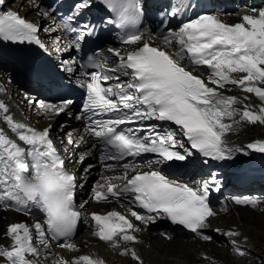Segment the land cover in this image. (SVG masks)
<instances>
[{
  "label": "snow or ice",
  "instance_id": "obj_1",
  "mask_svg": "<svg viewBox=\"0 0 264 264\" xmlns=\"http://www.w3.org/2000/svg\"><path fill=\"white\" fill-rule=\"evenodd\" d=\"M4 3L5 0H0V5ZM97 5L114 14L116 27L136 29L128 33L122 43L137 47L127 51L126 56L119 50L108 49L120 61L112 70L119 75L106 74L102 62L96 58L99 54L89 56L88 63L83 66L94 71L80 72V76L89 77V81L86 83L87 99L77 119L86 120L85 131L103 146L102 159L117 164L123 162L125 169L123 176L115 178L123 183L109 180L98 183L92 200L100 202L114 198L130 210L132 205L145 210L147 215L131 210V216L145 226L157 219H167L173 225L183 226L201 236V230L208 227V218L214 215L208 193L217 184L215 176H210L199 188L193 189L169 179L160 170L138 171L141 165L137 158L155 154L157 159L147 161L150 168L169 161H184L186 155L176 150V145L181 143L176 137L180 135L190 145L187 155L198 153L212 161L229 160L232 152L224 145L223 137L232 130V125L224 121L240 115V120L233 123L264 124V89L255 86L256 82L264 84V9H252L255 15H243L241 22L230 25L221 20L219 14L211 13L183 20L182 17L192 10L190 0H169L166 17L170 20L180 18L181 23L176 29L167 28L166 34L162 32L158 37L166 51L151 46L143 39L145 33L137 28L144 15L142 0H77L75 12L67 18L68 21ZM80 29L65 27L66 32L75 33L74 38L70 36V45L76 49L92 34L94 25L84 23ZM39 31L36 24L27 22L17 13H0V41L27 42L43 49L45 45L38 38ZM56 39L59 50V38ZM185 61L193 71L202 75L207 70L208 83L182 66ZM64 70L73 72L70 66ZM236 73L242 75L236 78L232 75ZM120 76L129 79L120 81ZM111 79L117 83L108 85ZM228 86L254 94L262 105L258 112L245 105L242 114L238 113L233 107L238 102L237 98L217 91ZM72 103L71 100H63L60 104L39 102L38 106L45 112L59 115ZM0 112L8 113L3 103H0ZM3 119L27 147L7 138L0 130V203L6 207L15 205L17 211L35 206L44 216L43 223L35 222L31 226L12 223L7 226L5 236L12 244L9 248H0V264H41L49 248L48 237L57 242L63 240V243H58L61 248L78 250L71 242L81 216L74 202L77 178L67 172L65 160L55 148L50 137L51 126L35 130L14 122L10 115H4ZM153 120L176 127L158 130L157 125L146 124ZM67 142L76 144L70 133ZM248 148L264 154V142L249 144ZM129 157L132 158L131 163L127 162ZM84 159L86 157L80 163ZM92 167L89 165L85 171L90 173ZM129 171L135 173L130 178L127 175ZM234 202L252 208L258 204L251 198H235ZM84 206L82 203L80 208ZM90 221L94 222L93 236L113 249H123L120 255L130 254L134 261L143 264L136 251L128 246L139 243L134 233L141 229L136 228L125 215L117 211L93 213ZM227 234L239 235L235 232ZM203 239L209 238L204 236ZM41 249L45 252L42 253ZM237 251L240 256L244 255L243 251ZM44 264L48 261L44 260ZM52 264L69 262L60 257L53 258ZM70 264L104 262L83 255Z\"/></svg>",
  "mask_w": 264,
  "mask_h": 264
},
{
  "label": "bare ground",
  "instance_id": "obj_2",
  "mask_svg": "<svg viewBox=\"0 0 264 264\" xmlns=\"http://www.w3.org/2000/svg\"><path fill=\"white\" fill-rule=\"evenodd\" d=\"M240 3H245V5L238 7L239 5H242ZM239 4V5H238ZM224 5H227V10L224 12H220V8ZM235 5H237L239 11L236 13L231 14L230 9L234 8ZM12 6V7H10ZM7 7L17 11V14L25 19L27 22H31L36 24L39 28L41 23H44V28H47L48 26H52L49 28L48 33L49 37H46V34L43 30L40 29L38 35L40 36V39L43 40V43H47V47L45 46L46 51H51L52 54H54L55 60H59V69L64 73L65 76L69 78H76L80 79V73L78 71H75L73 69L72 73H69L65 71L64 69L66 67H74L73 60L71 58H63L59 59L62 55H67L69 52H75L78 51L75 47L70 45V42H67V40L60 35L57 28H55L52 24L53 17L52 15H49L46 13L44 9H37L38 6L36 5L35 0H27L23 7L21 6V2L19 0H14L13 3L8 4ZM216 7V8H214ZM252 9H264V0H220L217 2V6H214L213 4H209V12L211 14H219L220 19L224 22L234 25L235 23L241 22V18L243 15H255L256 13H253ZM43 28V29H44ZM51 34V35H50ZM59 38V50H57V39ZM149 43V42H148ZM151 46L155 45L153 43H149ZM105 47L117 49L116 47H113V45H107ZM105 47H101V50L104 51ZM137 47L134 45L131 48H127L128 51H131ZM166 50V48H164ZM120 53L121 50L119 49ZM50 52H48L49 54ZM104 57V61H106L107 65L109 64L108 70H114L116 69V63L119 60L118 58L112 56L111 54H107ZM6 71L0 70V103H3L8 108V113L4 114L0 112V130H2V134H4L7 138L12 139L17 144L27 147L22 144L21 141L18 140L16 135L10 130L8 125L3 119L4 115H10L13 117L14 122L16 123H23L28 127H31L35 130H43L47 128V126H51V123L53 119L55 118V115L49 112H45L39 108V101L36 99L34 102V107L31 109L27 108L25 105H23V100L28 99V94L26 93L24 96H21L19 101L10 103L8 100L11 99L14 95V93L18 92L11 90L9 83L11 81V77L6 76ZM112 72V71H111ZM109 76H116L119 75V73H110V71L106 72ZM199 78H204V76L195 73ZM234 77L239 78L241 75L239 74H232ZM121 79H129L128 77L120 76ZM83 81V80H81ZM116 81L115 79L109 80V82ZM117 82V81H116ZM17 85L19 89H26L28 87L27 83L17 82ZM208 83V81H207ZM114 83H111V85ZM210 86H214L212 84H208ZM216 87V86H215ZM16 89V88H15ZM230 89H217L222 95L224 96H231L237 98L239 103H242V98H245L249 100L248 106L253 108H260L262 105H260L256 100L254 95H248L243 92H235L237 89H233L229 91ZM231 92L230 93H228ZM28 95V96H27ZM29 104V103H28ZM30 105V104H29ZM27 105V106H29ZM234 108H237V105L235 104L233 106ZM74 108L72 106H69V108L66 110L68 111V116L70 113H72ZM254 112H258L255 109H252ZM244 111V110H243ZM242 111V112H243ZM242 112H238L242 114ZM77 114L72 117V119L68 122V120H65V123L62 124V126L59 127V129L51 130L50 137L53 140L54 146L58 148H62L61 153L62 157L65 160V166L66 169L71 170L78 182V187L75 189V199H76V206L78 207L80 213H81V221L83 222L80 227L83 229V237L79 241V243L76 244L77 248L82 247L81 250L76 251H69L66 248H61L58 245L53 246L49 242V248L46 250V254L43 255L41 259V264H44V260L48 261V264H52L53 258H60L62 257L66 261L70 262L78 258L80 256L88 255L92 258H94V253L91 250V244L95 243L89 233L90 230L85 226V216L88 213H103L105 211H117L120 214H123L126 216L127 219H129L136 228L141 229L139 232L134 233V235L137 237L139 243L136 244H130L129 247L133 248L140 259L143 261V264H190L193 262V264H242V261H234L233 259L228 258L232 253L236 254L238 251H251L254 254V257H256L261 253H263L264 248H260V242L264 241V233H254L249 230L248 227L242 226V228L239 226V224L236 225H230L229 221L228 223H223L222 226L218 225V222L223 221L216 220L218 218H223L221 216L225 215L226 217H238L235 218V221L238 223H246L251 224L252 226H256L261 232H264V210L263 215H258L253 213L254 211H250L249 209H257L261 207V205H264V202H261L262 200H257L258 204L256 208H252L249 205H233L230 202H227V207L224 212H219L217 210L212 209L216 217L213 219L208 218V224L209 227L201 233V235L207 236L209 239L202 240L201 238L196 237L198 239L192 241V242H185L180 239H177V237H173V231H168V237L167 239H163V237L158 234V231L155 232L156 234H151L147 231V227L143 225V223L136 221L134 217L131 216V211L128 207L122 206L121 203L112 201V200H102L100 202H94L92 200V195L94 193L93 185H97L98 183H101L98 178H101V180L105 176H116L117 174H120V172L115 170V172H105V166L100 160V152L96 150V147L93 143V141L89 138L87 135L85 129H83L81 119H77ZM240 115L235 116L232 119H226L224 122L232 125V130L227 133L224 137V145L227 148H238L242 149L243 152L252 157V158H258L264 160V154L254 152L250 148H248L249 144L256 143V142H264V124L256 123V124H250L247 122L242 123H233L234 120H240ZM71 127L67 133H65V138H62L60 136V131L65 130L68 126ZM242 125L248 128V131L245 133L242 129ZM52 129V127H51ZM72 135V138H76V144L71 147L68 143L64 145V141L67 142L68 140V134ZM63 141V144L61 143ZM65 142V143H66ZM78 155V156H77ZM77 156V157H76ZM87 156L88 158L86 161L88 162V165L85 168H88L89 165H92L91 172H94L95 177L92 182V191L90 192L89 197L84 196V189L88 185L87 178H83L80 175V165L79 160L81 158ZM74 162V163H73ZM251 164H259V168H254V175H259V172L264 173L263 167L264 164L252 162ZM96 168V170H94ZM83 170V169H82ZM262 170V171H260ZM261 176V175H260ZM81 186L80 191H78L79 187ZM259 189L264 190V185L256 184L254 188H251L250 185H247V189ZM252 194H262V193H256L251 192ZM244 194H247L245 192ZM231 195H234V193H231ZM243 196V195H240ZM227 199V197H225ZM84 204L85 206L83 208H80L81 204ZM245 213H242L244 212ZM256 218L258 219L256 221ZM233 219V218H232ZM231 219V220H232ZM35 222H41L39 219L31 216V215H21L17 214L8 208L4 207L2 203H0V248H9L12 244V241L9 238H6L5 232L7 229V226L12 223H26L27 225L31 226ZM227 222V221H226ZM233 226V227H230ZM239 227V229H238ZM244 232V235L240 233V231ZM228 232H235L239 233V235H234V237L228 235ZM236 236V239H235ZM84 239V240H83ZM235 241H241V242H234ZM73 240V239H72ZM231 241L229 243H225L224 241ZM73 242V241H71ZM98 242V241H97ZM220 242L224 245V250L226 251H213L211 248L208 250L207 248L210 246L207 243H216ZM99 243V242H98ZM242 244H247V250L242 246ZM86 246H85V245ZM96 244V243H95ZM100 244V243H99ZM100 249L103 250H109L108 252H111L114 254L113 256L117 257L118 260H115L114 264H138L137 261H134L131 258V255H120L119 252L123 249H113L109 247L108 245L100 244ZM197 245V247H196ZM218 247V245L216 246ZM262 247V246H261ZM55 248V249H54ZM258 250H257V249ZM42 253L45 252L44 249H41ZM99 250V249H98ZM254 250V251H252ZM257 250V251H256ZM101 251V250H100ZM256 251V252H255ZM250 252V254H251ZM76 254V255H75ZM215 254V255H214ZM100 256V255H99ZM104 256V255H103ZM215 256L217 258H215ZM240 255L238 256V258ZM262 257V256H261ZM122 259V260H120ZM241 259V258H239ZM195 261V263H194ZM247 260H244L243 262H246ZM104 264H110L109 261H106Z\"/></svg>",
  "mask_w": 264,
  "mask_h": 264
},
{
  "label": "rangeland",
  "instance_id": "obj_3",
  "mask_svg": "<svg viewBox=\"0 0 264 264\" xmlns=\"http://www.w3.org/2000/svg\"><path fill=\"white\" fill-rule=\"evenodd\" d=\"M27 1V0H26ZM239 1V0H238ZM245 1V0H244ZM14 2V0H9L8 1V3H7V5L8 4H11V3H13ZM25 4V0H22L21 1V6L23 7V5ZM240 4H242V5H239L238 7H240V6H243V5H245V3H240ZM37 5V4H36ZM38 6V10L40 9L39 8V5H37ZM215 6H217V5H215ZM225 7H226V10H227V5H224ZM10 7H12V6H10ZM238 7H237V5H235V7L234 8H231L230 9V13L231 14H233V13H237L238 11H239V9H238ZM214 8H216V7H214ZM217 9V8H216ZM222 13V12H221ZM40 29L41 30H43L44 31V33H48V31L47 30H49V28L50 27H52V26H48L47 28H44V23H41V25H40ZM44 28V29H43ZM51 35V34H50ZM46 37L48 38L49 37V33L48 34H46ZM44 45L47 47V43H44ZM50 53V55L52 54L51 53V51H49ZM52 56H53V58H54V54H52ZM69 57V55L67 54V55H62V57L61 58H68ZM74 69V68H73ZM75 71H78V70H75ZM238 75H239V73H237ZM240 75H242V74H240ZM9 86H10V88H11V90H14V91H17V88L15 89V87L13 86V80L11 79V81H10V83H9ZM255 86H257V87H260V88H262V89H264V84H259L258 82H256V85ZM215 87V86H214ZM226 89H230L229 91H231V90H233V89H237L235 92H237V91H239V92H243V93H245V94H248V95H254V94H250V93H246V92H244V91H242V90H240V89H238V88H236L235 86H228V88H226ZM228 91V93H230L231 94V92H229ZM21 94H22V96H24L25 94H26V92H24L23 91V89H19L18 90V92H16V93H14V95H13V97L11 98V99H9L8 101L10 102V103H13V102H17V101H19L20 99V97H22L21 96ZM28 96V95H27ZM255 96V95H254ZM29 97V96H28ZM231 97V96H230ZM17 99H19V100H17ZM17 100V101H16ZM243 102H245V103H247V104H249V100H247V99H245V98H242L241 99ZM255 100L261 105V101L255 96ZM239 103V102H237L236 103V105H237V108H235L238 112H242L243 110H244V107H245V105H247V104H245V103ZM29 102H28V99H24L23 100V105H25L27 108H33L34 107V105H33V103H31L30 105L28 104ZM27 105H29V106H27ZM252 109H255V110H257L258 111V109L259 108H253V107H251ZM68 111H65L64 113H61V114H59V115H55V118L56 119H53V121H52V123H51V127H52V129L51 130H58L59 129V127L60 126H62V124H64L65 123V120L67 121L68 120V122L72 119V117L74 116V115H76V114H74L73 112L72 113H70V115L68 116V113H67ZM68 126V125H67ZM47 127H49V126H47ZM71 129V127L70 126H68L65 130H63V131H61V130H59L60 131V136H62V138H65V133H67V131H69ZM242 129H243V131L246 133L247 131H248V128L247 127H245V126H243L242 125ZM73 139L76 141V138L75 137H73ZM66 141H64V145L65 144H67L68 142H66ZM62 144H63V141L61 142ZM75 145V144H74ZM74 145H71V147H73ZM263 155V154H262ZM78 156V155H77ZM76 156V157H77ZM86 157V159L88 158L87 156H85ZM85 157H83V158H85ZM82 159V158H81ZM86 159H84L83 160V163H80V161L81 160H79V165H80V175L83 177V178H87V180H88V185H87V187L84 189V196L85 197H89L90 196V192L92 191L91 189V187H92V182H93V178L95 177V174H94V172H90V173H87L86 171H85V167L88 165V162L86 161ZM74 163V162H73ZM83 169V170H82ZM94 170H96V168L94 169ZM85 176V177H84ZM79 181L77 180V183H78ZM79 190L78 191H80V189H81V186L78 188ZM261 202H264V200H262ZM213 209V208H212ZM215 210L216 209H214V212H215ZM250 211H254L253 213H255V214H258V215H263V210H264V205L262 206L261 205V207L260 208H258V210L257 209H255V210H253V209H249ZM242 213H245V211L244 212H242ZM216 217V215L214 214L212 217H211V219L213 218H215ZM221 217H223V218H218V219H216V220H221V219H224L223 221H220V222H218V225L219 226H222V224L225 222V223H228V221H229V224L230 225H232L233 223V225H236L237 226V224H239V226L242 228V226H244V228L245 227H248L249 228V230L250 231H252V232H254V233H264V232H261L258 228H256V226H252L250 223L249 224H246V223H240L239 221H238V223L235 221V218H238V217H236V216H234V217H226L225 215H223V216H221ZM233 218V219H232ZM232 219V220H231ZM258 219L256 218V221H257ZM227 221V222H226ZM83 222L81 221V219H80V221H79V228H78V231H77V233L75 234V236L73 237V242L72 243H74L75 245L77 244V243H79V241L81 240V238L83 237V229L80 227V225L82 224ZM230 227H233V226H230ZM238 229H239V227H238ZM147 231L149 232V233H151V234H156L155 233V230L153 229V228H149V229H147ZM171 231V230H170ZM240 231V233L242 234V235H244V232L243 231H241V230H239ZM173 234V237H177V239H180V240H182V241H185V242H192V241H194V240H196V239H198V238H196V237H192V236H179V235H176L174 232L172 233ZM232 237H234V236H232ZM235 239H236V236H235ZM235 239H233L234 240V242H241V241H235ZM84 240V239H83ZM93 240H95V239H93ZM232 241V240H231ZM231 241H224V244L227 242V243H229V242H231ZM98 246H101L97 241H94ZM95 243H92L91 244V250L93 251V253H94V259H101V260H103V262L104 263H106V261H109L110 262V264H114V262H115V260H118L117 259V257H115V256H113L114 254H112L111 252H108L109 250H103V249H100V247H97L96 246V244ZM208 245H210L207 249L209 250L210 248H211V250H215V251H226V250H224V245L222 244V243H220V242H216V243H207ZM242 246H244V248L247 250V247H248V245L247 244H242V243H240ZM260 244V248H264V241H262V242H260L259 243ZM85 245V244H84ZM218 245V247H216ZM86 246V245H85ZM262 246V247H261ZM102 247V246H101ZM196 247H197V245H196ZM55 249V248H54ZM82 249V247H80V248H78V250H81ZM99 249V250H98ZM257 249V248H256ZM259 249V248H258ZM257 249V250H258ZM101 250V251H100ZM256 250V251H257ZM252 251H254V250H252ZM255 251V252H256ZM264 251V250H263ZM244 252V255L243 256H240L239 258H241V259H239L238 258V256H239V253L237 252L236 254H234V253H232L230 256H228V258H230V259H233L234 261L236 260V261H242V264H264V252L263 253H261V254H259L258 256H257V253H256V257H254V254H253V252H251V251H243ZM250 252H251V254H250ZM76 255V254H75ZM85 255V254H84ZM100 255V256H99ZM104 255V256H103ZM215 255V254H214ZM262 256V257H261ZM215 258H217L216 256H215ZM120 260H122V259H120ZM244 260H247L246 262H243ZM194 263H195V261H194ZM190 264H193V262H191Z\"/></svg>",
  "mask_w": 264,
  "mask_h": 264
},
{
  "label": "water",
  "instance_id": "obj_4",
  "mask_svg": "<svg viewBox=\"0 0 264 264\" xmlns=\"http://www.w3.org/2000/svg\"><path fill=\"white\" fill-rule=\"evenodd\" d=\"M175 231L178 233L179 236H184V234L180 232L178 229L175 228Z\"/></svg>",
  "mask_w": 264,
  "mask_h": 264
}]
</instances>
